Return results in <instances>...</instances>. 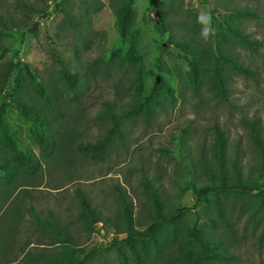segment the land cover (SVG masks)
Listing matches in <instances>:
<instances>
[{"label": "rangeland", "instance_id": "1", "mask_svg": "<svg viewBox=\"0 0 264 264\" xmlns=\"http://www.w3.org/2000/svg\"><path fill=\"white\" fill-rule=\"evenodd\" d=\"M35 3L41 5L42 0H0V14H13L20 21L18 25L11 22L0 39V68L10 61L18 65L0 103L5 104L4 118L14 147L39 160L35 172L11 160L16 169L12 179H5L0 168V264H32L26 259L28 253L43 250L57 254L60 264L82 261L73 244L54 242L57 231L35 220L33 208L42 221L65 228L79 247L99 246L98 256L90 264H139L144 252L147 264H174L171 258L180 251L178 245L184 247L185 238L174 246L167 241V246H161L166 256L160 258L151 237L130 239L125 231V210L117 187L133 205L136 230L147 228L155 213L141 183L144 172L157 177L166 210L173 215L159 227L169 229L177 223L181 238L197 225L224 237L233 254L227 264H264V210L255 214L245 206L241 194L234 197L217 188L199 198L194 190L211 182L200 155L204 151L212 162L216 125L227 134L229 160L239 157L244 178L255 177L264 186L261 155L244 123L257 114L264 129V0H133L136 22L127 39L117 27L111 0H68L58 8L51 1L47 18L28 20L26 12L31 11L27 5ZM230 6L257 12L258 17L234 19L259 41V48L254 51L233 42L231 49L255 75L225 65L232 87L228 103L213 98L207 83L196 86L191 62L171 38L174 31L184 35L185 26L192 28L203 11L212 14L217 33L224 15L229 14L225 7ZM70 15L75 19L86 16L89 21L76 29L69 25ZM162 15L176 21L173 29L169 24L164 28ZM200 27L194 33L197 39ZM116 51L128 59L126 64L136 59V67L108 64ZM74 73L79 81L71 78ZM33 74L47 87L43 97L50 94L60 108L50 120L57 141L49 154L43 153L35 126L17 106L18 99L24 98L17 87L32 81ZM162 78L168 89H159ZM137 88H141L144 104L155 97L153 117H130L123 125L124 138L114 140L103 160L93 157L85 146L101 140L111 126L97 120L99 111L106 103L117 104L118 112L128 108ZM183 130L188 131L185 140ZM0 146L3 155H13L11 148ZM222 178L219 172L216 183ZM79 188L103 222L92 224V216L77 193ZM209 217L213 225L208 223ZM186 251L184 248L188 254Z\"/></svg>", "mask_w": 264, "mask_h": 264}, {"label": "trees", "instance_id": "2", "mask_svg": "<svg viewBox=\"0 0 264 264\" xmlns=\"http://www.w3.org/2000/svg\"><path fill=\"white\" fill-rule=\"evenodd\" d=\"M51 1L54 2L58 8L61 3L63 4V1L66 2L68 0H62L59 3H57L58 0H45V2L42 0L41 5L36 3L35 6L33 4L27 5L28 9L31 11V13L29 11L26 12L27 19L30 20L34 17L47 18L50 15L49 4ZM111 5L117 20V27L122 37L127 39L136 22V11L133 10V0H111ZM225 10L229 14L224 15V24L215 34L210 43L202 44L201 40L195 37L194 33L199 28L197 21H194L193 27L190 29L185 26L186 33L184 35H175L176 33L173 30L174 33H172L173 35L171 39L175 42V46L182 56L191 62L192 68L190 73L198 79L196 81V86L201 85V83H207L209 91L213 94V98L217 97L220 100L229 103L231 100L230 96L232 87L228 81L229 77L226 74L224 68L225 65H229L239 73L251 76L255 75V71L251 70L250 67L238 57L237 53L231 49L233 42L236 41L254 51H257L259 48V41L248 34L234 18L258 17V14L255 10L238 6L225 7ZM169 16L170 15L161 16V22L165 29L168 28L166 27L167 24L173 29L176 22L173 20L169 21ZM76 19L71 15L69 16V25L74 26L76 29H79V25L88 20L86 16L76 17ZM11 22L12 25L20 24V21L14 17L13 14L8 15L7 17L4 14H0V39L3 37V33L11 28ZM76 23L78 24L74 25ZM133 55L134 54L131 52L129 56L133 57ZM115 62L120 66L130 64L136 67L134 64V62L136 63V59H131L129 60V63L126 64L128 59H124L119 51L115 52V55L108 64ZM1 65L0 96L5 92L11 81L14 68L18 66L13 61H10L6 66H3L4 64ZM138 72L140 77V68ZM71 78L73 81H79L78 73L71 74ZM42 83L43 82L38 76L33 74L32 81L25 83V85L18 86L17 88L21 94H24V98L18 99L17 106L23 115L35 126V131L39 136L43 153L49 154L51 149H53V144H56L57 141L50 120H52L54 113H60V108L53 103L50 94H48L47 97H43L42 92L45 91V88L47 87ZM158 86L159 89L169 88V85L164 78H162V81ZM53 89L54 88L52 87V90ZM11 95L12 94H8L10 98ZM152 101L144 104L141 88H137L133 102L128 108H125L120 112L117 111V104L106 103L104 109L99 111L96 118L99 121L110 122L111 126L101 140L97 143H89L85 146L87 152L91 153L93 157L103 160L104 155L110 151L114 140L116 138H124L123 125L130 119V117H136L140 114L145 115L149 119L153 117L152 112L154 103H152ZM4 108L5 104L0 103V145H6L8 148H11L14 153L13 155H3V153L0 152V168L5 172V179H12L13 177L15 178L16 169L14 166L10 165L9 162H11V160L14 163L16 162V164L28 166L32 172L37 170L39 160L35 156L27 155L23 151H18V149L14 147V143L12 142L14 139L9 133L8 124L4 118ZM244 123L248 129L255 150L261 155L262 171L264 173L263 121L260 116L256 114L252 118H246ZM187 136L188 131L183 130V139L185 140ZM7 147L3 148V150H6ZM228 151L229 144L227 134L220 126L216 125L214 142L212 143V152L214 155L212 162L204 156V151L201 150L200 155L201 164L205 173L210 177L211 182L200 185V187H195L194 190L199 198L217 190V188H220L224 193L230 196L234 195V197H237L238 194H241L243 200L244 198L246 200L245 206L247 208H252L254 213L258 214L260 210H264V186L261 185L255 177L246 180L244 178L243 164L240 161V158L235 157L229 160ZM216 167H218V169H216ZM219 172H222L223 178L222 182L217 184L216 182ZM156 178L157 177H150L148 172H144L141 180L153 206H155V213L151 214L150 224L145 229L136 230L134 228L133 223L135 221V215L133 205L127 201L125 194L117 187L119 198L121 199L125 210V231L128 233V238L151 237L156 242V249H158L157 256H160V258L166 256L164 252H161V246H167V241L169 246H174L178 244V240L185 238V242L183 243L184 247L178 245L180 251L176 256L171 258V262H174V264H227L228 262H231V260H233V254L226 240L220 234L213 233L210 230H205L195 225L190 231L186 230L187 233L184 232L183 236L180 238V227L177 223L169 229L159 227L160 222L171 220L173 215H171L172 213L170 211L166 210V201L161 198L162 193H160L159 187L156 186ZM77 193L84 210L90 212L92 216V224L95 225L96 223L103 222L102 215L91 205L86 193L80 188L77 190ZM33 214L35 220L44 225H50L55 231H57L58 236L54 240L56 244L71 243L76 249H78V253L82 256L80 264H90L98 256L99 246H92L93 249H89V247H79L74 243L65 228L51 225L47 221H42L35 209H33ZM208 223L213 225L214 221L209 217ZM164 230L166 233L162 232ZM119 232L121 231L119 230ZM184 248L187 250L186 252H188V254L184 252ZM56 255L46 254L43 250L36 254L28 253L26 259L32 264H35L38 261H45L47 264H60L61 259ZM145 258L146 253L144 252L139 264H147Z\"/></svg>", "mask_w": 264, "mask_h": 264}, {"label": "clouds", "instance_id": "3", "mask_svg": "<svg viewBox=\"0 0 264 264\" xmlns=\"http://www.w3.org/2000/svg\"><path fill=\"white\" fill-rule=\"evenodd\" d=\"M197 23L201 26L199 39L201 40L202 44L210 43L216 33L212 14L207 11L201 12L197 16Z\"/></svg>", "mask_w": 264, "mask_h": 264}, {"label": "crops", "instance_id": "4", "mask_svg": "<svg viewBox=\"0 0 264 264\" xmlns=\"http://www.w3.org/2000/svg\"><path fill=\"white\" fill-rule=\"evenodd\" d=\"M33 209H34V208H33ZM33 209H32V210H33ZM33 215H34V214H33ZM33 218H34V217H33ZM34 219H35V218H34Z\"/></svg>", "mask_w": 264, "mask_h": 264}]
</instances>
